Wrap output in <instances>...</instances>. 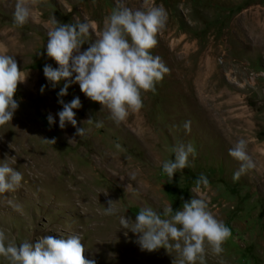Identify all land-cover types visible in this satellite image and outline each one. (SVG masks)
<instances>
[{"label": "rangeland", "instance_id": "1", "mask_svg": "<svg viewBox=\"0 0 264 264\" xmlns=\"http://www.w3.org/2000/svg\"><path fill=\"white\" fill-rule=\"evenodd\" d=\"M15 4L0 0V53L15 56L28 75L14 97L18 110L0 128V164L7 159L23 176L17 190L0 194V229L9 239L19 245L78 234L96 264H172L163 248L141 251L119 217L135 220L144 207L162 214L166 205L175 211L203 198L231 230L224 264H264V0H45L23 27L13 23ZM118 4L164 10L166 28L152 55L170 71L119 126L72 84L62 99L81 101L74 111L86 134L79 137L72 125L59 127L58 93L67 81L53 88L43 74L45 65L58 68L47 56V33L53 18L88 22L95 40ZM240 138L256 167L234 182L240 165L229 149ZM181 143H191L196 155L169 181L162 164L174 160L172 149ZM201 174L210 187L197 193ZM109 200L116 215L104 214ZM219 260L208 251L206 264ZM0 264L8 262L0 257Z\"/></svg>", "mask_w": 264, "mask_h": 264}, {"label": "clouds", "instance_id": "2", "mask_svg": "<svg viewBox=\"0 0 264 264\" xmlns=\"http://www.w3.org/2000/svg\"><path fill=\"white\" fill-rule=\"evenodd\" d=\"M45 0H16L13 23L23 27L30 19L32 9ZM47 35V56L54 60L58 68L45 65L43 74L55 88L67 81L58 93V103L62 110L57 113L59 127L67 124L76 128V136L83 137L86 130L77 126L74 109L82 107L79 97L65 103L62 97L68 94L72 84H78L81 92L92 102L106 109L110 119L119 126L126 122L130 113L139 112L143 107L142 94L156 92L159 84L170 69L159 56H153L157 46V36L167 24V14L157 6L133 10L118 4L104 19L103 30L95 40H90L91 25L88 22L60 23L53 18ZM88 47L82 50L83 46ZM25 75L18 66L15 56L0 53V128L12 121L19 103L14 98L18 86L26 82ZM45 86H41V93ZM49 125L55 123L51 114ZM91 120V119H89ZM190 121L184 127L190 131ZM96 127H103L97 122ZM55 144V139L47 140ZM248 142L240 138L229 149V155L240 167L233 175V181L256 167L247 150ZM120 147L119 144L116 145ZM174 160L162 164V170L169 181L174 174L182 172L190 164L189 156L195 158L196 151L191 143H183L172 149ZM23 180L22 173L9 166L7 159L0 164V194L17 190ZM210 182L201 174L195 180L194 192L208 189ZM118 209L109 200L105 215H116ZM122 229L135 234L141 251L154 252L165 249L173 257L172 264H206L208 251L219 257L224 264L223 244L231 236V230L218 220L203 198H191L183 202L182 209L173 210L171 204L158 213L151 207L141 208L131 217L120 216ZM85 245L78 234L55 238L46 235L35 242L25 241L17 245L10 240L6 231L0 229V257L8 264H96L94 259L85 257ZM176 255L173 256L172 253Z\"/></svg>", "mask_w": 264, "mask_h": 264}]
</instances>
